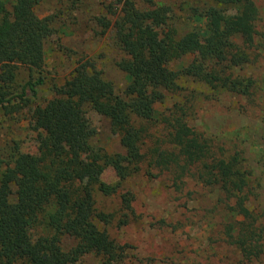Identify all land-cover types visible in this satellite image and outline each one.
Returning a JSON list of instances; mask_svg holds the SVG:
<instances>
[{
  "label": "trees",
  "instance_id": "obj_1",
  "mask_svg": "<svg viewBox=\"0 0 264 264\" xmlns=\"http://www.w3.org/2000/svg\"><path fill=\"white\" fill-rule=\"evenodd\" d=\"M42 1L0 0L4 114L27 105L43 84L42 76L16 81L20 67L40 71L43 65L53 16L36 14ZM202 1L204 7L193 12L201 26L179 34L165 4L103 0L113 19L98 22L114 31L127 84L117 92L93 61L78 59L63 83L53 87L55 96L33 107L29 120L38 131L36 152L15 146L8 161L0 157V264H77L90 254L100 264H115L119 254L105 227L114 216L99 210L95 190L112 195L139 170L166 172L176 191L187 179L216 188L224 207L225 242L242 264H264V222L249 206L252 172L243 165V150L192 123V94L181 84L193 77L214 92L251 98L256 81L241 70L260 58L259 9L254 0ZM186 56L192 59L185 66L172 67ZM86 107L109 121L124 153L90 145L80 119ZM106 167L115 172L117 185L101 179ZM133 198L131 192L120 195L121 224L133 215ZM64 235L76 241L68 250L61 244Z\"/></svg>",
  "mask_w": 264,
  "mask_h": 264
},
{
  "label": "rangeland",
  "instance_id": "obj_2",
  "mask_svg": "<svg viewBox=\"0 0 264 264\" xmlns=\"http://www.w3.org/2000/svg\"><path fill=\"white\" fill-rule=\"evenodd\" d=\"M170 7L169 22L178 33L201 26L194 20L195 8L204 7L202 0H155ZM259 9L257 40L262 44L260 58L242 68L241 73L256 81L255 94L247 98L229 91L214 92L193 77L181 82L182 89L192 94V123L205 134L216 136L227 146L234 141L243 150V165L252 174L249 206L264 222V0H254ZM106 2V1H105ZM10 8V4H7ZM103 0H43L36 8L38 16H53L52 33L44 43V60L40 71L20 67L16 81L43 77L37 95L17 112L0 110V157L10 159L15 146L21 152L35 153L37 130L30 123L35 105L44 104L55 96L53 87L63 83L78 59L91 60L95 68L110 80L117 92L123 91L127 77L118 61L124 53L114 38V31L98 22L100 17L112 21L105 12ZM192 56L174 61L172 67L185 66ZM175 99L167 98L166 104ZM161 105L157 104L159 110ZM88 141L94 149L108 153H124L116 131L102 115L86 107L80 113ZM101 179L117 185L118 178L106 167ZM133 194V215L121 224L120 195ZM216 188L205 187L195 179H187L181 190L171 187L167 173L144 170L120 183L117 192L106 196L95 190L99 210L112 213L113 220L105 225L114 239L119 254L115 264H242L222 234L224 207ZM68 235L62 247L75 244ZM77 264H100L94 255L82 257Z\"/></svg>",
  "mask_w": 264,
  "mask_h": 264
}]
</instances>
